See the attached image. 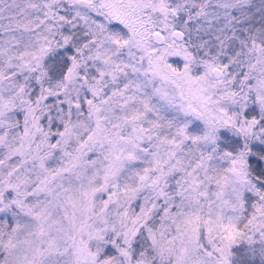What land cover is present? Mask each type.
Wrapping results in <instances>:
<instances>
[{"label": "snow or ice", "instance_id": "6c2138e0", "mask_svg": "<svg viewBox=\"0 0 264 264\" xmlns=\"http://www.w3.org/2000/svg\"><path fill=\"white\" fill-rule=\"evenodd\" d=\"M0 264H264V0H0Z\"/></svg>", "mask_w": 264, "mask_h": 264}]
</instances>
